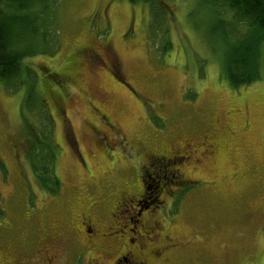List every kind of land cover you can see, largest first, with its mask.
I'll list each match as a JSON object with an SVG mask.
<instances>
[{
  "label": "rangeland",
  "instance_id": "374dc122",
  "mask_svg": "<svg viewBox=\"0 0 264 264\" xmlns=\"http://www.w3.org/2000/svg\"><path fill=\"white\" fill-rule=\"evenodd\" d=\"M34 6L29 82L0 81V264H41L52 243L58 264H84L99 254L85 215L100 237L126 224L121 201L162 185L141 207L159 227L143 231L149 264H264V46L259 80L236 89L225 71L248 25L225 0ZM50 151L55 195L32 166Z\"/></svg>",
  "mask_w": 264,
  "mask_h": 264
},
{
  "label": "trees",
  "instance_id": "16d2710c",
  "mask_svg": "<svg viewBox=\"0 0 264 264\" xmlns=\"http://www.w3.org/2000/svg\"><path fill=\"white\" fill-rule=\"evenodd\" d=\"M46 1L0 0V81L5 84L8 90H19L29 82L31 70L26 69L23 63L26 57L34 54L28 42H33L34 37L38 36V20L42 17L41 12L38 13L33 9L34 5ZM130 1L150 2L153 0ZM225 1L235 13L236 18L248 25L245 36L242 35L232 44L226 59L228 65H226L225 71L229 81L237 89L239 86L250 84L260 78L257 68L261 47L264 46V0ZM45 35L44 38H47ZM55 158L56 153L50 151L41 158L43 166L32 165L34 170H41L42 175L36 176V179L39 182L38 185L49 195L57 194L61 187L54 169L48 168L49 165L54 164ZM174 181L167 180L165 185ZM163 186L161 187L163 188ZM162 188H160L159 194ZM148 189L149 185L146 191ZM150 193V198L146 200V203H143L144 207L142 206L145 209L153 205L159 197L155 191H150Z\"/></svg>",
  "mask_w": 264,
  "mask_h": 264
},
{
  "label": "flooded vegetation",
  "instance_id": "af4514ba",
  "mask_svg": "<svg viewBox=\"0 0 264 264\" xmlns=\"http://www.w3.org/2000/svg\"><path fill=\"white\" fill-rule=\"evenodd\" d=\"M218 150L217 146L213 148L212 153H210L211 158H214V155L218 152ZM179 159L180 158L176 153V155H173L172 157L164 155L156 157L152 156L149 161L150 165L153 166V163H157L156 165L161 168V170H166L172 164H177ZM174 175L176 178H179L181 177V172L177 170ZM147 198L148 196L144 193L140 198H126L124 201H121V206L116 209L120 208L122 210V214L125 213L127 218V222H125L126 224L113 223V225H110L106 227L104 231H101L100 237H97L99 233L95 230L96 219L94 215H85V220L82 225H84L86 235L90 238L89 248L99 247V254L88 255L84 264L151 263V256L147 254L146 244L143 243L146 242V236L143 231L147 228H151L150 232L154 233L153 231H159V227L154 222L144 219V216L147 214V210L143 211L141 207L143 203H146V200H148ZM115 218H117L116 215ZM146 233L149 234V232ZM56 246H58V244L52 243L45 247L46 250L44 255L41 257V264H58V258L61 251H59ZM15 264L23 263L18 261Z\"/></svg>",
  "mask_w": 264,
  "mask_h": 264
}]
</instances>
